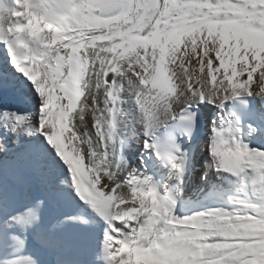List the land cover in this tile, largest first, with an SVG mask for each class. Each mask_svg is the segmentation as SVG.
Segmentation results:
<instances>
[{
    "label": "snow or ice",
    "instance_id": "obj_1",
    "mask_svg": "<svg viewBox=\"0 0 264 264\" xmlns=\"http://www.w3.org/2000/svg\"><path fill=\"white\" fill-rule=\"evenodd\" d=\"M0 264H264V0H0Z\"/></svg>",
    "mask_w": 264,
    "mask_h": 264
},
{
    "label": "bare ground",
    "instance_id": "obj_2",
    "mask_svg": "<svg viewBox=\"0 0 264 264\" xmlns=\"http://www.w3.org/2000/svg\"><path fill=\"white\" fill-rule=\"evenodd\" d=\"M256 86H257L256 84L253 85L254 88H255Z\"/></svg>",
    "mask_w": 264,
    "mask_h": 264
}]
</instances>
